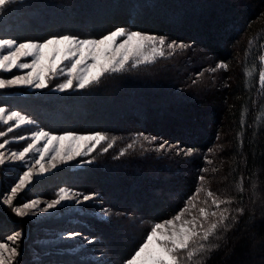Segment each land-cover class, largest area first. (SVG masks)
Returning a JSON list of instances; mask_svg holds the SVG:
<instances>
[{
    "label": "trees",
    "instance_id": "16d2710c",
    "mask_svg": "<svg viewBox=\"0 0 264 264\" xmlns=\"http://www.w3.org/2000/svg\"><path fill=\"white\" fill-rule=\"evenodd\" d=\"M170 2L8 1L1 8L0 38H97L123 29L181 45L80 88L47 87L4 104L30 118L35 129L104 136L90 164L60 177L59 185L95 194L106 217L89 222L99 226L100 249L114 264L130 258L156 223L189 206L193 214L205 212L194 214L196 233L188 244L171 248V264H264V0L244 2L243 17L231 7L220 43L193 36V25L207 23L184 21ZM211 99L219 105H209ZM2 185L0 171V191ZM3 215L21 226L13 264H22L30 224L0 199ZM117 222L135 225L129 243L107 239Z\"/></svg>",
    "mask_w": 264,
    "mask_h": 264
},
{
    "label": "rangeland",
    "instance_id": "374dc122",
    "mask_svg": "<svg viewBox=\"0 0 264 264\" xmlns=\"http://www.w3.org/2000/svg\"><path fill=\"white\" fill-rule=\"evenodd\" d=\"M8 1L0 0V14ZM163 1L164 5L171 1L173 7H178L176 10L186 15H178L184 21L204 19V28L196 24L191 29L197 39L220 43L229 9L238 6L239 17H243V3L250 4L252 0H180V7L176 4L179 0ZM198 7H206L205 12L198 13ZM180 45L150 33L123 29L97 38L61 36L21 42L0 38V199L15 218L30 224L22 264H114L100 249L102 244L95 233L99 226L89 222L90 218L103 221L106 217L95 194L72 185H59L60 177L75 174L90 164L104 136L56 134L32 128L33 121L10 109L5 101L47 87L55 91L80 88L104 73L151 63ZM172 77L171 74L162 79ZM195 91V96H201L200 90ZM208 104L219 105L213 99ZM205 111L202 109L201 113ZM161 177L166 179L167 175ZM168 198H174V194ZM189 207L156 223L123 264H171V248L188 244L196 233L195 215L205 212L197 209L194 215ZM115 225L116 230L107 236L111 243L117 239L129 243L138 232L133 222ZM20 230L13 219L0 217V264H13L19 255Z\"/></svg>",
    "mask_w": 264,
    "mask_h": 264
}]
</instances>
